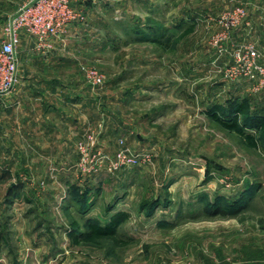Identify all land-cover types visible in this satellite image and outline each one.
Here are the masks:
<instances>
[{
	"label": "rangeland",
	"instance_id": "obj_1",
	"mask_svg": "<svg viewBox=\"0 0 264 264\" xmlns=\"http://www.w3.org/2000/svg\"><path fill=\"white\" fill-rule=\"evenodd\" d=\"M23 1L0 0V40ZM73 7L54 50L28 59L29 35L19 47V76L48 82L43 106L74 134L71 150L18 155L48 156L47 167L0 178V264H264V139L254 147L213 115L231 122L222 111L247 101L264 116V0ZM118 211L130 214L117 228L124 243L82 238Z\"/></svg>",
	"mask_w": 264,
	"mask_h": 264
},
{
	"label": "crops",
	"instance_id": "obj_2",
	"mask_svg": "<svg viewBox=\"0 0 264 264\" xmlns=\"http://www.w3.org/2000/svg\"><path fill=\"white\" fill-rule=\"evenodd\" d=\"M23 37L26 38L27 35L23 34ZM28 39L32 38L28 36ZM31 51H33L32 45L30 48L28 46L24 52L28 59L32 57L30 56ZM21 64L19 67L22 66ZM43 81V78H38L37 75L20 71L19 80L13 89L0 98V176L2 177L3 175L9 176V170L13 172V168L18 165L40 164L45 167L49 165L48 156H45V160L41 157V161H38V157H18L21 150H71L70 142H73V137L69 134L70 132L74 134V130L70 126L68 131H65L67 127L63 125L64 123L63 128L60 125L59 127L54 125L60 111L56 106L49 107L48 104L43 106L47 103L49 95L53 94L46 85L48 82ZM63 99L66 100L67 97ZM63 139L66 141L64 142ZM74 160L76 159L64 160L59 157L51 162H56L59 166L68 165L70 167L75 163ZM59 171L56 172V180L67 177L63 173L64 169ZM43 174L47 181H52L53 174H49L46 170Z\"/></svg>",
	"mask_w": 264,
	"mask_h": 264
},
{
	"label": "built area",
	"instance_id": "obj_3",
	"mask_svg": "<svg viewBox=\"0 0 264 264\" xmlns=\"http://www.w3.org/2000/svg\"><path fill=\"white\" fill-rule=\"evenodd\" d=\"M74 1L24 0L7 19L0 40V98L7 95L19 80V47L23 34L34 39V50L43 54L54 50L66 27L78 17Z\"/></svg>",
	"mask_w": 264,
	"mask_h": 264
},
{
	"label": "trees",
	"instance_id": "obj_4",
	"mask_svg": "<svg viewBox=\"0 0 264 264\" xmlns=\"http://www.w3.org/2000/svg\"><path fill=\"white\" fill-rule=\"evenodd\" d=\"M219 108V107H218ZM233 111H222L228 112L229 115L232 116V121L228 122L225 121L222 117L223 114L221 111L213 112V115L215 118H217L221 123L226 125L229 128L237 129L240 135L246 139L250 145L254 147H259V138L264 139V116L252 114V111L249 110V105L247 101H242L236 104V106L232 107ZM218 110V109H217ZM242 115V117H241ZM242 121V123H240ZM239 124L243 126L242 129L239 128ZM246 127H253L255 128L254 132H247L245 130ZM4 174V173H3ZM5 177V175H3ZM0 176V178H3ZM22 184L16 185L11 184L10 185V192L11 194H15L19 191ZM92 188V187H90ZM90 188L85 190V193L90 190ZM86 205V204H85ZM225 212L220 206L215 210L211 211V213H223ZM130 216V214L126 211H118L115 213L112 218L107 223H101L98 221H91L88 224V230L82 233V238L87 241H96L101 238H109L117 243H124L118 235H117V228L119 224L127 219ZM76 234V233H75ZM72 234V237H74L76 240L78 239V234L75 235Z\"/></svg>",
	"mask_w": 264,
	"mask_h": 264
}]
</instances>
